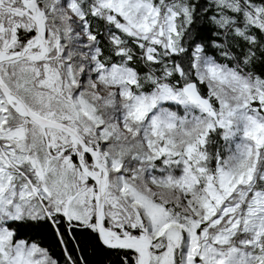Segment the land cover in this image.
<instances>
[{
	"label": "snow or ice",
	"instance_id": "snow-or-ice-1",
	"mask_svg": "<svg viewBox=\"0 0 264 264\" xmlns=\"http://www.w3.org/2000/svg\"><path fill=\"white\" fill-rule=\"evenodd\" d=\"M0 264H264V0H0Z\"/></svg>",
	"mask_w": 264,
	"mask_h": 264
}]
</instances>
